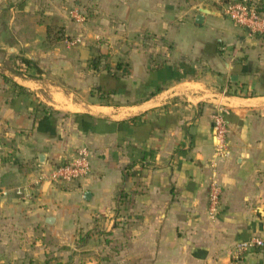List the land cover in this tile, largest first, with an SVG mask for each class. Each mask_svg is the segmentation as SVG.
I'll return each instance as SVG.
<instances>
[{
  "label": "crops",
  "instance_id": "crops-1",
  "mask_svg": "<svg viewBox=\"0 0 264 264\" xmlns=\"http://www.w3.org/2000/svg\"><path fill=\"white\" fill-rule=\"evenodd\" d=\"M96 54L110 71L91 67ZM220 105L230 154L217 159L212 218ZM79 147L89 173L49 180ZM253 234H264V36L217 0H0V264H234L229 250Z\"/></svg>",
  "mask_w": 264,
  "mask_h": 264
},
{
  "label": "built area",
  "instance_id": "built-area-1",
  "mask_svg": "<svg viewBox=\"0 0 264 264\" xmlns=\"http://www.w3.org/2000/svg\"><path fill=\"white\" fill-rule=\"evenodd\" d=\"M221 6L222 13L232 20L236 25L242 27L249 35L264 36V7L258 0H217ZM73 17L78 22H84L85 14L73 10ZM71 43L82 41V35L78 34ZM227 105L215 108L212 114L214 157L210 161V181L208 187V210L210 217H216L222 196V186L217 177V159H224L230 154L228 143L229 123ZM91 168V152L87 147L76 149L72 157L56 164L47 177L51 181L70 182L87 175ZM259 251L264 260V234H253L246 239L235 242L229 250L231 260L234 264L242 262L246 253Z\"/></svg>",
  "mask_w": 264,
  "mask_h": 264
},
{
  "label": "trees",
  "instance_id": "trees-1",
  "mask_svg": "<svg viewBox=\"0 0 264 264\" xmlns=\"http://www.w3.org/2000/svg\"><path fill=\"white\" fill-rule=\"evenodd\" d=\"M101 55H98V56H95L93 59H92V63H91V67L93 68V69H96V70H98L100 67H101ZM104 69H107L108 71H110V69H111V67L108 65V64H104ZM125 71H127V69L125 68L124 69V72ZM115 73V72H114ZM125 195H124V193L123 192H121L120 193V199H122L123 200V197H124ZM51 260H52V258H48V259H46L45 261H44V263L43 264H54V263H52L51 262ZM25 264H34L33 263V261L31 260V261H28L27 263H25ZM57 264H62V263H58L57 262Z\"/></svg>",
  "mask_w": 264,
  "mask_h": 264
},
{
  "label": "water",
  "instance_id": "water-1",
  "mask_svg": "<svg viewBox=\"0 0 264 264\" xmlns=\"http://www.w3.org/2000/svg\"><path fill=\"white\" fill-rule=\"evenodd\" d=\"M203 17H204L203 13H198L197 16H196V21L202 20ZM43 157H44V154H41V156H40L41 160H44ZM50 218H51V217H49L48 220H49Z\"/></svg>",
  "mask_w": 264,
  "mask_h": 264
},
{
  "label": "rangeland",
  "instance_id": "rangeland-1",
  "mask_svg": "<svg viewBox=\"0 0 264 264\" xmlns=\"http://www.w3.org/2000/svg\"><path fill=\"white\" fill-rule=\"evenodd\" d=\"M99 54H96V56H98ZM104 64H110V63H108V62H106L105 61V63ZM104 64H102L101 66H104ZM95 89H96V87H95ZM232 93H237V90H235V91H231ZM51 262L53 263L54 261L53 260H51Z\"/></svg>",
  "mask_w": 264,
  "mask_h": 264
}]
</instances>
